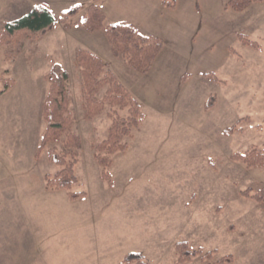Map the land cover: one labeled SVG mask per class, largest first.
<instances>
[{
	"label": "rangeland",
	"instance_id": "374dc122",
	"mask_svg": "<svg viewBox=\"0 0 264 264\" xmlns=\"http://www.w3.org/2000/svg\"><path fill=\"white\" fill-rule=\"evenodd\" d=\"M226 2L180 0L146 73L115 55L103 30L76 24L88 5L72 28L58 23L0 46V264H125L135 252L148 264H219L228 254L230 264H264V203L250 197L264 186V167L234 158L264 151V1L242 11ZM6 8L0 3V30L23 15ZM79 48L106 62L144 114L122 140L126 149L99 153L108 166L97 162L96 146L128 107L105 102L86 116ZM53 63L69 74V133L80 142L70 190L46 181L61 168L47 151L65 154L67 134L39 149ZM180 241L199 252L179 261Z\"/></svg>",
	"mask_w": 264,
	"mask_h": 264
},
{
	"label": "trees",
	"instance_id": "16d2710c",
	"mask_svg": "<svg viewBox=\"0 0 264 264\" xmlns=\"http://www.w3.org/2000/svg\"><path fill=\"white\" fill-rule=\"evenodd\" d=\"M93 0L86 7L85 13L78 17L76 24L86 31L103 30L111 49L115 55H120L125 64L140 73H146L163 47L160 37L144 33L135 26L125 22L106 23L105 14ZM264 0H227L225 8L233 11H242L253 3ZM163 5L170 7L168 1L163 0ZM83 7L80 4L71 5L64 9L58 17H55L49 8L43 4L34 5L28 12L20 17L4 23L0 30V46L10 47L18 45L21 39L30 34L43 33L52 29L58 23H62L65 29L71 27V19L79 14ZM245 45L256 48V43L243 40ZM74 65L79 69L82 79V94L86 116L92 117L97 114L105 102L120 107H128L127 116H116L112 118L108 129L107 138L96 146L97 162L103 166L110 165V160L101 157V151L109 154L127 147L124 138L131 137L132 129L137 128L144 118V114L137 100L128 89L118 80L117 76L107 69L106 62L97 54L79 48L75 51ZM49 78V91L42 104V115L47 122L46 129L41 136L39 149H43L50 142H61L64 134L67 138L64 147L65 154L59 155L54 148L47 151L49 160L61 167L52 177L46 175L47 187L53 189L70 190L78 179L74 172L79 147V138L69 133L74 121L69 114V89L67 82L68 72L58 63H53ZM5 90L9 88L10 82L5 81ZM106 87L105 94L99 98L97 93ZM211 105L207 102L206 108ZM233 127L223 130L224 133L232 132ZM67 155L70 156L67 159ZM234 158L245 163L249 167H264V151L253 148L248 152L235 154ZM71 197L82 195L71 193ZM244 195L249 196L245 191ZM258 203H264V186L255 194L250 196ZM186 241L176 244L179 251V261H188L191 255L199 251H191ZM214 250L204 253V258L211 259ZM233 255L228 254L218 260L219 264H230ZM125 264H148L141 253H129L124 258Z\"/></svg>",
	"mask_w": 264,
	"mask_h": 264
},
{
	"label": "crops",
	"instance_id": "0c3cea01",
	"mask_svg": "<svg viewBox=\"0 0 264 264\" xmlns=\"http://www.w3.org/2000/svg\"><path fill=\"white\" fill-rule=\"evenodd\" d=\"M166 1L171 4L170 7L163 5V0H98L94 3L97 4L99 8L104 12L106 23H129L144 33L162 38L161 33L165 34L166 29L174 27L176 22L175 13L180 2V0ZM92 2L93 0L0 1V3H4L6 5L7 12L25 14L34 5L43 4L49 8L53 15L55 10L61 13L64 9L70 7L71 5L80 4L84 8ZM72 27L73 25L70 28ZM161 52H159V54Z\"/></svg>",
	"mask_w": 264,
	"mask_h": 264
}]
</instances>
